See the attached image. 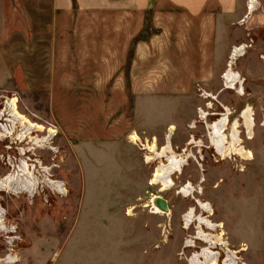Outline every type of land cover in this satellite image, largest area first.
I'll return each instance as SVG.
<instances>
[{"label": "rangeland", "instance_id": "1", "mask_svg": "<svg viewBox=\"0 0 264 264\" xmlns=\"http://www.w3.org/2000/svg\"><path fill=\"white\" fill-rule=\"evenodd\" d=\"M254 10L240 22L215 11L191 17L162 3L143 13H74L54 39L40 41L17 1L0 0L1 93L43 126L32 137L47 144L29 145L42 164L34 175L47 168L64 190L42 182L32 196L0 193V264H11L9 257L12 264H188L205 246L194 239L200 217L221 224L214 232L203 227L218 262L233 254L242 264H264V0H254ZM242 44L231 67L240 95L223 75ZM247 107L250 133L241 118ZM226 115L220 155L209 127ZM235 121L234 147L251 159L229 145ZM171 127V150L187 160L161 190L151 180L166 159L147 163L143 145L160 152ZM187 184L190 195L178 194ZM154 197L165 212L152 213Z\"/></svg>", "mask_w": 264, "mask_h": 264}, {"label": "bare ground", "instance_id": "2", "mask_svg": "<svg viewBox=\"0 0 264 264\" xmlns=\"http://www.w3.org/2000/svg\"><path fill=\"white\" fill-rule=\"evenodd\" d=\"M247 9H248V17L255 11L254 10V0H250L249 3H247ZM244 21V20H243ZM246 49L245 45H239L236 47H233L231 54H230V61L228 62V69L223 75V79L225 80L227 84V89L229 90H234L235 86H239V93L242 95V84L238 80V74L234 73L231 70V67L233 65V62L236 60L237 57H240L243 55L244 50ZM212 97V96H211ZM208 98V96L206 97ZM11 105L14 107V115L17 118V122L21 126V132L18 134V138L25 139L26 137L29 138L33 143V146L37 149L43 148L47 144V139L45 137H32V134L34 133H43L44 128L42 125L35 124L30 122L25 116L20 114L17 111L18 107V101L16 97H13L11 100ZM199 115L201 118H203L204 114L201 110H198ZM252 114L250 113V108L247 107L245 110L242 111L241 113V118L244 120V124L246 127V130L250 133L253 127V119L251 118ZM229 121L228 117L223 116L219 120L215 121L210 125L209 130L211 131L210 133V140H211V145L214 147V149L218 152V154L223 155L226 149L227 145V138L224 135V132L226 130V127L228 126ZM173 127L169 130L168 135H166V142L164 147L161 148L160 152L155 149L154 143L150 145H146L144 147L145 150L148 151V153L151 154V156H146V162L149 163L152 160L155 159H162L165 158L166 164L159 163L158 167L154 170L152 180H151V185H160L161 190H164L168 186L172 185L171 181V176L175 173L180 174L182 171V168L184 166V162L187 160L186 158L180 157L179 155L176 156L172 150H171V144H170V139L172 135ZM50 134H53L54 131L49 130L48 131ZM47 136V135H46ZM251 136V135H250ZM131 140L133 142L137 141V138L135 136L131 137ZM230 140L231 143L229 144L232 150L235 152L236 156L244 152L248 158H252V154L249 151H244L241 147L239 149H235L234 144L240 143V139L238 137V131H237V122H233L231 125V134H230ZM32 145V144H30ZM33 150V147L31 148ZM169 156H168V155ZM152 155L154 158H152ZM189 156V155H188ZM34 166H29L25 161H22V165L17 166L14 169V172L7 176L5 179H0V192H11L15 193L16 190H23L25 191L29 196H32L33 192L35 189L38 187L39 184L46 185L48 188L56 191V192H63L64 190L62 189V185L58 181H53L49 174H48V169L43 168V175L42 178H37L34 175ZM190 192H192V188L190 185H186L182 187L179 191L178 194H184L186 197L190 195ZM158 199L154 197L152 200L153 202ZM195 201V200H194ZM198 207L202 210L205 211L208 214H211V208L208 204L203 203L201 201L196 200L195 201ZM153 214L162 213L161 210L154 204L153 205ZM3 212L0 209V232L4 231V220H3ZM192 209L189 210V212L183 217V222L186 227L191 225L192 223ZM198 218V217H197ZM197 233L196 237L194 238L195 240L197 239L198 241H201L204 243V247L201 248L200 253L197 255H193L189 261L188 264H242L237 261V259L232 255H227L226 259L223 260V262H218V257L217 253H214L212 251V245L215 244L213 243V236L211 234H206L203 231V227L206 228L209 231L214 232L217 228H221V224H213L211 221H209L206 218H198L197 219ZM10 233H14L13 230L11 229ZM15 239V238H14ZM220 241V239H218ZM12 242V241H11ZM191 246H186V248H190ZM9 263H14V258L9 257Z\"/></svg>", "mask_w": 264, "mask_h": 264}, {"label": "crops", "instance_id": "3", "mask_svg": "<svg viewBox=\"0 0 264 264\" xmlns=\"http://www.w3.org/2000/svg\"><path fill=\"white\" fill-rule=\"evenodd\" d=\"M19 9L26 11L31 33L40 41H51L59 26L74 13L101 11L137 12L157 8L160 3L167 7L183 10L191 17H199L215 11L220 17L245 19V0H16ZM157 4V5H156ZM34 27V28H33ZM36 27L38 29L36 30ZM36 39V38H35ZM33 39V40H35ZM38 40V39H37Z\"/></svg>", "mask_w": 264, "mask_h": 264}, {"label": "built area", "instance_id": "4", "mask_svg": "<svg viewBox=\"0 0 264 264\" xmlns=\"http://www.w3.org/2000/svg\"><path fill=\"white\" fill-rule=\"evenodd\" d=\"M249 2L250 0H248V3ZM261 59L264 62V54L261 56ZM13 97L15 96L8 97L3 95L0 90V147L4 146L6 149L16 147L17 152L22 154L24 152V148L27 146L25 143L29 142V145L31 143L29 139L18 138V134L21 132V126L17 122V118L14 115V107L11 105ZM16 129H18L17 132ZM30 147L32 148V146ZM18 164L22 165V160ZM10 174H12V172L7 173L2 179H5Z\"/></svg>", "mask_w": 264, "mask_h": 264}, {"label": "flooded vegetation", "instance_id": "5", "mask_svg": "<svg viewBox=\"0 0 264 264\" xmlns=\"http://www.w3.org/2000/svg\"><path fill=\"white\" fill-rule=\"evenodd\" d=\"M25 145L27 146L24 148L22 154L17 152L16 147H10V149H6L4 146L0 147V179H2L7 173H13L15 166L21 160L25 161L30 167L34 166L36 168V166H38V169L41 171L42 164L37 159L32 158L34 156L36 157V155L31 151L29 142H26ZM0 199H3L2 196H0Z\"/></svg>", "mask_w": 264, "mask_h": 264}, {"label": "water", "instance_id": "6", "mask_svg": "<svg viewBox=\"0 0 264 264\" xmlns=\"http://www.w3.org/2000/svg\"><path fill=\"white\" fill-rule=\"evenodd\" d=\"M154 204L163 212H165L167 210L165 201H163L159 198L154 201Z\"/></svg>", "mask_w": 264, "mask_h": 264}]
</instances>
